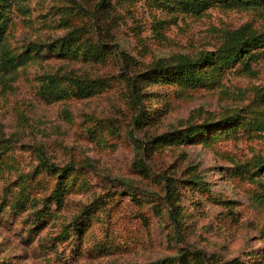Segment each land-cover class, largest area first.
Segmentation results:
<instances>
[{
  "label": "rangeland",
  "instance_id": "rangeland-1",
  "mask_svg": "<svg viewBox=\"0 0 264 264\" xmlns=\"http://www.w3.org/2000/svg\"><path fill=\"white\" fill-rule=\"evenodd\" d=\"M0 23V264H264V0H0Z\"/></svg>",
  "mask_w": 264,
  "mask_h": 264
},
{
  "label": "trees",
  "instance_id": "trees-1",
  "mask_svg": "<svg viewBox=\"0 0 264 264\" xmlns=\"http://www.w3.org/2000/svg\"><path fill=\"white\" fill-rule=\"evenodd\" d=\"M101 1L102 0H99V2H101ZM206 1H208V0H187V5L190 9L197 10L199 7L202 6V3L206 2ZM242 29H244V28L240 27V28L233 31L232 40H230L227 44H225L224 48H223L224 50L226 49L227 50L226 52H228V53L225 55H222V57L219 56L218 62H216V57H218V55H216V52H214L213 50L205 51L203 54V57L207 61L210 60L213 63H217V65H219V66L224 64V61L225 62L232 61V59L234 58L233 54L235 53L236 54L235 56L238 55L237 49H239L238 46H239L240 42L242 41V34H241ZM3 30H4V26H2V24L0 23V44L2 43L1 34L3 33ZM87 50L91 51L92 53L98 52L96 47H94V46L88 47ZM7 61L9 62V59H6V57L4 55L0 54V66L3 67V65H8ZM194 66H195V64L193 63V60L184 59L181 63L174 65L173 67L177 68L179 75L184 80H189V81L195 82V81L199 80V75L195 73L196 71L194 70ZM130 87H131V91L133 92V96H134L135 100L140 103L139 94H137L138 91H137V80L136 79L134 80V78H132L130 80ZM137 115H139V113ZM139 119L140 118H138V116L135 117L136 122H139ZM232 121H233L232 116H226L223 118V120L218 122L217 125L219 123H221V124L232 123ZM201 126L202 125H200V124H196V126H194V127L200 128ZM194 127L188 126L184 129H180L179 131L185 133L189 130H192V128H194ZM43 161H45L43 163H45L46 165L48 164L47 160L43 159ZM225 264H231V263L225 262Z\"/></svg>",
  "mask_w": 264,
  "mask_h": 264
}]
</instances>
